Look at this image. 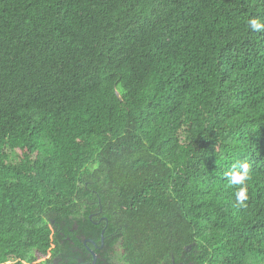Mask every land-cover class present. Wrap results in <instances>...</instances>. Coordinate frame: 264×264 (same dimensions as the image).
Wrapping results in <instances>:
<instances>
[{
    "label": "trees",
    "instance_id": "trees-1",
    "mask_svg": "<svg viewBox=\"0 0 264 264\" xmlns=\"http://www.w3.org/2000/svg\"><path fill=\"white\" fill-rule=\"evenodd\" d=\"M101 233L96 264H264V0H0V264Z\"/></svg>",
    "mask_w": 264,
    "mask_h": 264
},
{
    "label": "clouds",
    "instance_id": "clouds-1",
    "mask_svg": "<svg viewBox=\"0 0 264 264\" xmlns=\"http://www.w3.org/2000/svg\"><path fill=\"white\" fill-rule=\"evenodd\" d=\"M250 23L255 30H259L261 27L255 20ZM248 167L247 163H239L238 165H233L232 169L224 174L230 185L239 186L236 188L234 196L236 206L241 208L246 207L245 201L248 199L246 194V181L249 179Z\"/></svg>",
    "mask_w": 264,
    "mask_h": 264
},
{
    "label": "flooded vegetation",
    "instance_id": "flooded-vegetation-1",
    "mask_svg": "<svg viewBox=\"0 0 264 264\" xmlns=\"http://www.w3.org/2000/svg\"><path fill=\"white\" fill-rule=\"evenodd\" d=\"M85 206H82V204H81V208H84ZM102 213V209L101 208H99V210H98V212L97 213H94V217L95 216H98L99 214H101ZM91 218V215L89 216V219ZM98 219H100V220H102V217L101 216H98ZM96 224V223H95ZM79 239V238H78ZM78 239H76V240H78ZM103 244V243H102ZM66 244H64V246H65ZM69 247H70V245H69ZM102 247L103 246H100V247H96V246H93V249H89L88 248V250L86 249V250H82V249H80V250H77V249H79V248H76V252L73 254V252H74V249L75 248H72L71 249V251L70 252H68L67 251V249L65 248V253H66V255L69 257V258H74V259H80V258H83V257H85V258H88L89 256L92 258V253L94 254V256L96 257V261L99 259V255H97V254H95L94 252H95V248H97V249H102ZM45 258H47V257H45ZM44 258V259H45ZM43 259V260H44ZM71 259H69V261H70ZM59 262H61L60 264H66V261H62L61 260V258L59 257L58 258V261L57 260H54L53 259V263L52 264H59ZM107 262H105V264H106Z\"/></svg>",
    "mask_w": 264,
    "mask_h": 264
},
{
    "label": "water",
    "instance_id": "water-1",
    "mask_svg": "<svg viewBox=\"0 0 264 264\" xmlns=\"http://www.w3.org/2000/svg\"><path fill=\"white\" fill-rule=\"evenodd\" d=\"M86 242L92 244L95 246V243L91 240H86ZM84 242V244L86 243ZM100 243H101V246H102V243H103V237H102V233H101V236H100ZM91 264H96V257L94 256V254L92 253V261H91Z\"/></svg>",
    "mask_w": 264,
    "mask_h": 264
},
{
    "label": "bare ground",
    "instance_id": "bare-ground-1",
    "mask_svg": "<svg viewBox=\"0 0 264 264\" xmlns=\"http://www.w3.org/2000/svg\"><path fill=\"white\" fill-rule=\"evenodd\" d=\"M231 243V242H230Z\"/></svg>",
    "mask_w": 264,
    "mask_h": 264
}]
</instances>
